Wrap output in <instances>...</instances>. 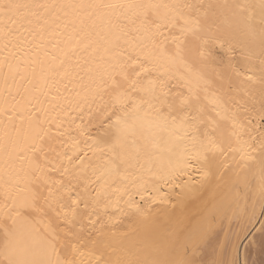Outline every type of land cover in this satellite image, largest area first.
Here are the masks:
<instances>
[{
    "label": "snow or ice",
    "instance_id": "snow-or-ice-1",
    "mask_svg": "<svg viewBox=\"0 0 264 264\" xmlns=\"http://www.w3.org/2000/svg\"><path fill=\"white\" fill-rule=\"evenodd\" d=\"M0 41V264H250L217 221L264 215V0H0Z\"/></svg>",
    "mask_w": 264,
    "mask_h": 264
},
{
    "label": "bare ground",
    "instance_id": "bare-ground-1",
    "mask_svg": "<svg viewBox=\"0 0 264 264\" xmlns=\"http://www.w3.org/2000/svg\"><path fill=\"white\" fill-rule=\"evenodd\" d=\"M39 2L65 4L99 3L101 2V0H39ZM111 2H118V0H111ZM59 15H61V17L63 16L62 13H60ZM72 19L73 18L69 16L68 20ZM82 19L85 21L84 24H82L80 20L74 21L75 30H73V26L71 23H69V26L67 28H64L63 25L68 21L61 19L58 21L61 27L56 33H45L44 43L47 45L49 52L59 55V49H63V51L65 52L74 50L75 55L72 58V63H75V57H84L86 54L83 52V43H78V41L87 42L86 33L92 32L93 29L91 28L90 23L87 21V17H82ZM53 27H55V25H53ZM82 29L83 32L81 31ZM57 41H59L58 48L53 49L52 44L57 43ZM2 44L3 42L0 41V48H2ZM11 51L13 53V56L15 57V59H12L11 62L13 63V65H15L17 61H19L20 71L21 73H24L27 63L30 62L29 58L24 54V51H27V47L24 51L17 52L16 49H11ZM6 55H8L7 52L0 51V61H3ZM4 70L7 71V68L5 67ZM28 74L30 75V69L28 71ZM16 80L18 84L26 85V81H21L19 77H17ZM65 83H67V81H65ZM2 84L3 78L2 75H0V86H2ZM56 87H59L60 89V92L58 94L56 92ZM68 88L72 90L71 95L65 91L63 84H58L52 87L51 93L48 96L47 100L52 101L53 96H58V99L52 101V103H62L65 105V107H67V101L65 100V97H67V99H73L75 96V91L80 90L75 81L69 83ZM45 91H47V89H45ZM39 99L45 107L49 106L44 96L41 95ZM69 112L71 114V110H69ZM193 178H197L196 174L193 175ZM208 195V193H205L201 199L191 201L185 209L186 215L195 217L198 213L206 211L207 208L205 207L204 201L208 198ZM210 207L211 205H208V208ZM228 215L229 217H231V219H219L217 221V231L219 232L220 239L224 240L225 236L227 235V239L229 242V251L231 252L232 245H235L242 262L247 259L250 264L253 260L256 261V264H261V261H264V255L261 254L259 248V241L261 239V233L259 229L261 228V225L264 224V215L261 214L259 206L257 205L255 218L251 220L249 219L250 210L248 214L239 212L235 216H232V213H229ZM252 241H256V243L251 244L250 242Z\"/></svg>",
    "mask_w": 264,
    "mask_h": 264
}]
</instances>
